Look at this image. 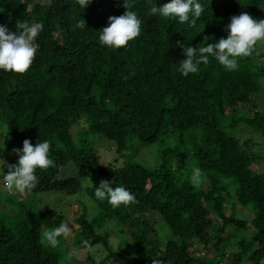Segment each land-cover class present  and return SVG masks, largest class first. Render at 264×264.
Segmentation results:
<instances>
[{
  "label": "trees",
  "instance_id": "obj_1",
  "mask_svg": "<svg viewBox=\"0 0 264 264\" xmlns=\"http://www.w3.org/2000/svg\"><path fill=\"white\" fill-rule=\"evenodd\" d=\"M129 2L143 21L142 34L116 49L100 44L99 31L110 16L125 13L123 0H93L87 9L78 0H0V24L9 31L26 20L44 24L32 68L22 75L0 70V122L9 128L3 158L15 164L19 157L12 150H22L25 139L33 146L50 141L56 166L37 170L38 185L25 194L30 198L77 194L78 179L59 178L69 164L82 175L98 177L85 188L96 214L89 219L82 210L74 219L78 238L61 249L42 244L41 232L59 226L64 216L51 208L34 211L30 200H17L10 218H0V264H78L65 255L84 250V240L92 247L101 244L105 260L112 258L115 264H152V259L220 264L229 247L236 251L226 264H264V154L252 150L251 139L240 141L234 132L244 123L251 132L264 134V112L236 116L237 105H251L252 96L263 91L264 54L237 58L239 67L231 72L210 57L196 74L184 77L178 64L186 57L177 47V42L198 47L206 37L209 43L227 38L230 18L242 12L264 19V0H199L205 10L195 27L150 15L146 0ZM169 2L153 0L158 8ZM81 17L87 27L75 29ZM82 117L87 125L83 132L112 142L120 157L133 142L140 147L158 143L157 166L128 161L120 167L115 161L101 165L93 145L72 140L70 128ZM167 139L173 140L171 146L165 145ZM188 154L203 173L198 187L168 165L183 163ZM102 180L126 187L138 203L113 207L107 199H96L95 187ZM231 199L253 207L249 238L236 240L227 230L246 228L233 208L226 215ZM107 222L124 235L114 250L109 235L99 232ZM160 222L167 234L155 228ZM199 247L214 256L196 258ZM85 264L96 263L87 256Z\"/></svg>",
  "mask_w": 264,
  "mask_h": 264
},
{
  "label": "clouds",
  "instance_id": "obj_2",
  "mask_svg": "<svg viewBox=\"0 0 264 264\" xmlns=\"http://www.w3.org/2000/svg\"><path fill=\"white\" fill-rule=\"evenodd\" d=\"M93 0H78L83 9H87ZM149 5L150 15H159L164 19L178 18L179 22L189 23L195 27L197 19L204 12V6L199 0H171L163 7H156L153 0H146ZM125 13L120 16H110L108 25L99 32V42L109 48H126L129 42L135 41L142 34L143 21L138 12L132 10L134 5L129 0H123ZM191 14V19H190ZM227 25L229 35L220 38L215 43H209L206 37L198 47H192L177 42V47L183 49L186 59L179 62V72L187 77L196 74L200 65L208 64L209 58L214 57L226 71H235L239 67V57H250L253 54L259 56L261 49L259 44H264V19H254L249 13L242 12L230 18ZM17 31L11 32L0 24V70L15 74H26L33 66L38 45L36 43L39 34L44 29L42 22L29 23L27 20L17 22ZM87 27L86 20L81 17L75 24V29L83 30ZM51 143L48 140H39L35 146L28 139L23 141V149L12 151L19 157L18 164L9 163L7 159L0 158V173H3L5 189L20 194H27L36 189L39 179L37 170H47L55 167L56 163L50 158ZM179 162H173V169ZM5 169L7 172L5 173ZM203 173L198 167L193 168L191 183L198 187ZM85 180V179H84ZM85 181L92 183L91 178ZM96 199L105 200L113 207L138 203L136 196L124 186H112L107 180H102L99 187H95ZM61 222L59 226L52 227L41 232V243L56 247L59 238L67 239L76 229L75 224ZM84 249H91V242L83 241ZM81 249H74L69 256L76 255ZM152 264H164L162 260L152 259Z\"/></svg>",
  "mask_w": 264,
  "mask_h": 264
},
{
  "label": "rangeland",
  "instance_id": "obj_3",
  "mask_svg": "<svg viewBox=\"0 0 264 264\" xmlns=\"http://www.w3.org/2000/svg\"><path fill=\"white\" fill-rule=\"evenodd\" d=\"M258 46L261 49H264V44H259ZM261 52L264 54V50H262ZM261 61L262 59L259 62ZM262 88H263L262 92H260L259 94H254L252 96L251 105H237L236 116L246 115L248 117H251L254 110H259L264 112V79L262 80ZM226 119L227 120L230 119V116H226ZM244 126H245L244 123L243 125L240 124L234 130L237 138L240 141H243L245 139H251L253 143H255V146H253L252 150H254L255 152L259 151L264 154V134L251 132L248 128L247 129L245 128L246 126L245 127ZM86 128H87L86 119L82 117L78 122L74 123L70 128V133L72 134V140L76 145L78 144V142L81 141V139L93 145L94 148L97 150V154L99 156L101 165L107 166L109 163H113L115 161L116 163L115 166L120 167L123 165L125 161H128V162H136L146 168H152L154 166H157L158 149H159L158 143L155 144L153 143L144 147H140L136 142H133L131 149L129 151L128 150L125 151L126 152L125 156L120 157L116 154L115 145L112 142H109L102 137L98 138L95 136H90L87 132H83L84 129ZM8 131H9L8 126L0 122V158H3L2 152L5 147V143L7 141ZM172 141H173L172 139H167L165 145L171 146ZM11 156L12 154H10L8 157L10 158ZM174 161L175 160L171 161V163L168 162V165L171 168V170L175 172V174L182 175L184 179L188 178L189 180H191L193 168L198 167L196 165L195 158L191 154H188L184 162L179 163L175 169H173ZM15 164H18V161H16ZM261 167L264 170V161L261 163ZM2 174L3 173H0V218L3 219L5 222L7 221V217L10 218L11 209L13 206L16 205L17 200L21 201L23 199H25L24 201L27 200L26 201L27 204H29L28 200H30V203H34L32 204L34 211L41 210V208L54 209L58 213L64 216L63 222H67L71 224H75L74 219L84 209L86 211L85 213L87 215V218L89 219L96 214L95 203L86 195L85 192V188L91 186L92 184L85 180L91 178L93 183L96 180H98V177L96 175H89V176L82 175L78 171H76L71 166V164L61 169L59 175V178L73 177L80 181L81 190L77 194L70 196H67L60 192H53V193H40L30 198L27 197L25 194H20L15 191L9 193L4 187ZM203 181L204 180L201 179V184H203ZM231 208H233L234 216L242 220L245 223L246 228L235 230V228L233 227H228L227 230H230V232L233 233V237L236 240L241 238V236H244L245 238H249L253 233V229L250 225L254 212L252 205L249 204L246 207H242L237 203H235L233 199H231L228 200L227 205L225 206L226 215L229 213ZM71 224L69 225L70 227H72ZM162 225L163 222H160L155 226V228L159 227V231L161 233L167 234L165 228H160ZM118 229L119 228L115 226L113 222H107L106 224L103 225L102 230L99 231L101 233L104 232L109 235V246L113 250L116 249V247L119 244V241L121 240V238L124 237L123 234L118 233L117 231ZM77 233L78 230L76 227L73 234L69 236L67 239H65L64 237H60L58 245L54 248L58 247L59 249H61L60 246L65 247L71 245V243L76 241V239L78 238ZM234 251H236L235 247L227 248L225 251L226 256L224 257L223 262H221L220 264H226V260H225L226 257L227 258L230 257V255ZM68 256L69 255H65V258ZM72 256L77 260L78 264H85V258L87 256L92 257L94 262L98 264L105 260V258L107 257V253L101 244H97L93 246L91 249L81 250L78 254ZM194 256L196 258H201L204 256L213 257L214 252L210 249L205 250L199 247L195 250ZM102 264H115V263L113 262L112 258H109L106 259Z\"/></svg>",
  "mask_w": 264,
  "mask_h": 264
}]
</instances>
